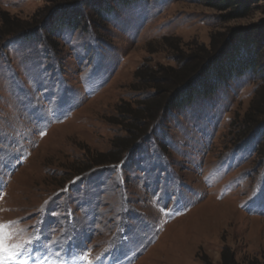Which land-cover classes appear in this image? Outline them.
I'll use <instances>...</instances> for the list:
<instances>
[{
  "label": "rangeland",
  "instance_id": "1",
  "mask_svg": "<svg viewBox=\"0 0 264 264\" xmlns=\"http://www.w3.org/2000/svg\"><path fill=\"white\" fill-rule=\"evenodd\" d=\"M79 1L85 28L4 40ZM100 1L0 0V223L34 241L16 264H223L225 250L262 264L264 80L245 73L156 123L138 75L233 29L264 33V0L230 21L204 0H111L107 18L88 10Z\"/></svg>",
  "mask_w": 264,
  "mask_h": 264
},
{
  "label": "trees",
  "instance_id": "2",
  "mask_svg": "<svg viewBox=\"0 0 264 264\" xmlns=\"http://www.w3.org/2000/svg\"><path fill=\"white\" fill-rule=\"evenodd\" d=\"M209 7L216 9L219 12L229 11L226 17L222 19L226 21L245 18L249 11V6L246 0H204ZM106 2V3H105ZM111 0H101L94 8H88L92 13L101 18L108 17V13L103 11L106 4H109ZM79 2L71 3L65 6L60 14L59 24L46 25L43 20L35 21L33 24L28 25L25 29L19 31L10 32L6 34L4 40H33L38 36L44 37V39L52 40L56 36L59 29L67 31H77L81 28H85L83 23V16L81 12L75 9ZM105 4V5H102ZM85 6V5H84ZM67 7V9H66ZM77 8V7H76ZM69 10L73 12H68ZM220 39L212 38L210 48L200 47L198 53L188 57H177L182 62L179 69H163L151 70L146 76L138 75L141 80L144 79L146 84L149 85L147 91L153 92V100L156 103L155 115L151 117L154 122L158 123L163 119H167L168 116L175 110L184 109L190 107L199 98L211 97L219 88L225 86L236 77H241L245 73H253L260 76L264 80V63L261 59H264V33L251 32L246 29H233L226 36L220 35ZM184 64L185 67H182ZM152 72V73H151ZM146 104L139 103L137 106H144ZM148 107L154 109L155 107ZM132 112V113H131ZM138 109L126 111L124 114L128 115L126 122H133L136 125L142 123L145 119L138 118ZM247 116L243 123L244 130L239 136L243 139L248 138V134L251 131L257 129L255 125H251L252 122ZM251 122V123H250ZM145 123V122H144ZM249 126V127H248ZM242 130V129H241ZM132 132V131H131ZM134 137L133 141L123 147V151L126 153L133 150L140 141V137ZM122 153L118 154V158ZM115 154L106 155V164L114 163L116 159ZM99 161L95 165L99 166ZM103 164V163H102ZM83 174V173H81ZM226 250L223 252V264H237L234 257H228ZM264 264V254H263Z\"/></svg>",
  "mask_w": 264,
  "mask_h": 264
},
{
  "label": "snow or ice",
  "instance_id": "3",
  "mask_svg": "<svg viewBox=\"0 0 264 264\" xmlns=\"http://www.w3.org/2000/svg\"><path fill=\"white\" fill-rule=\"evenodd\" d=\"M10 227L9 224L0 223V264H16L23 248L34 243L31 237L23 245L14 243L15 234L9 231ZM20 264H27V261H20Z\"/></svg>",
  "mask_w": 264,
  "mask_h": 264
}]
</instances>
